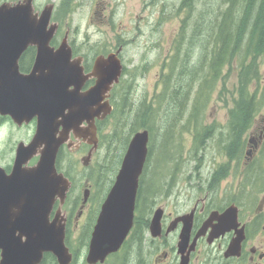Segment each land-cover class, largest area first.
Returning a JSON list of instances; mask_svg holds the SVG:
<instances>
[{"label": "rangeland", "instance_id": "rangeland-1", "mask_svg": "<svg viewBox=\"0 0 264 264\" xmlns=\"http://www.w3.org/2000/svg\"><path fill=\"white\" fill-rule=\"evenodd\" d=\"M2 1L17 0H0ZM182 2L183 0H33L36 11H41L47 3L54 4L51 21L56 22L58 28L51 45L57 46L60 43L66 29L70 44L87 54L110 51L118 43H123L124 75L120 84L113 89V107L115 104L118 106V114L127 119L128 126L142 101L152 102L154 110L148 118L152 117L148 125L152 129L153 139L150 140L151 153L145 165L144 187L150 200L146 206L145 200L142 202L144 214L163 204L167 209L190 206L191 201L185 198L189 185L195 186V182H201L210 171L211 175L223 164L227 166L230 180L237 176L238 171L243 170L242 166H237L235 158H229L221 148L228 131L237 64L225 66L219 82L215 86L210 84L206 91H201L197 99V76L202 77L207 69L206 64L202 65L201 71L197 68L206 58L204 51L207 48H203V44L207 42L202 35L200 38H190L191 26L179 42L182 21L186 19L188 9L181 7ZM189 3L194 11L193 20L200 10L212 15L214 9L218 11L225 7L223 0H189ZM187 20L192 22L190 16ZM172 65L175 71L170 74ZM258 65L261 78L259 83L251 84L250 90L257 88L260 95L264 88V55L259 57ZM180 66L186 68L183 70L185 73L188 69L193 71L194 79L183 75L178 77ZM187 84L191 86L187 87ZM176 88L180 91L179 96L169 99L167 96L173 95ZM186 92L187 97L181 95ZM107 120L99 132L102 135L101 144L88 166L85 167L80 162L83 156L81 152H68L66 148L61 152L60 167L73 180L75 191L82 194L81 184L84 179L92 183L90 205L87 203L85 206L79 224L91 221L99 201L112 184L109 178L99 181V186L93 184L97 162L103 163L105 160L108 163L107 157L112 148L107 146L108 137L103 138L114 127L113 120ZM203 125L211 126L212 132L208 137L199 136L196 141V131ZM261 131H264V103L256 112L252 127L245 133L247 143L242 160H246V157L251 160L246 164V169L259 167L264 170V156L260 158L262 141L254 150L253 143L248 142L253 133L257 136ZM33 133L32 124L21 128L10 123L0 126V166H11L17 143L27 142ZM249 148L252 152L246 154ZM228 161L229 165L226 164ZM219 175L218 180L224 174ZM226 186L223 179L218 185L217 180L212 184L213 197L217 203L222 202L223 196L219 193L227 191Z\"/></svg>", "mask_w": 264, "mask_h": 264}, {"label": "water", "instance_id": "water-1", "mask_svg": "<svg viewBox=\"0 0 264 264\" xmlns=\"http://www.w3.org/2000/svg\"><path fill=\"white\" fill-rule=\"evenodd\" d=\"M53 8L47 3L36 11L33 0L0 2V115L17 125L36 122L29 142L17 143L10 171L0 166V264H39L45 251L58 264L70 263L62 206L71 182L57 170V154L72 133L91 144L81 157L88 164L98 146L95 122L111 113L110 91L122 73L121 47L98 55L84 74L80 60L71 59L68 29L56 47L51 45L58 28L51 21ZM28 47L35 48V57L30 71L23 73L18 61ZM89 77L95 82L82 91ZM148 141L147 129L135 131L128 141L91 233L90 263L117 251L133 226ZM161 213L156 208L151 217L153 236L159 233Z\"/></svg>", "mask_w": 264, "mask_h": 264}, {"label": "flooded vegetation", "instance_id": "flooded-vegetation-1", "mask_svg": "<svg viewBox=\"0 0 264 264\" xmlns=\"http://www.w3.org/2000/svg\"><path fill=\"white\" fill-rule=\"evenodd\" d=\"M68 43L71 47V59L80 60L84 74L92 70L94 60L98 55H107L121 47L118 56L122 63V73L119 81L113 85L109 96V101L113 106V102H115L113 89L120 84L124 75L123 43H118L113 50L94 51L90 54L73 47L69 39ZM34 57L35 48L28 47L19 57L20 72L27 73L30 71ZM94 82L93 77L87 78L81 90H86ZM99 122L100 120L95 122L98 141L101 129ZM9 123L18 128L32 124L34 130L36 125L35 119L27 124L17 125L8 115H0V126ZM263 136L264 131L258 133L257 136L253 133L248 142H255L259 146ZM249 143L248 146H250ZM64 148L68 152L77 151L85 156L90 150L91 144L84 142L82 138H75L71 133L67 142L59 149L56 167L57 163L60 167L61 152ZM252 148L254 150L256 147L253 146ZM96 152L92 154L90 163L94 160ZM251 152L252 149L249 148L246 154H251ZM243 156L245 155L242 153L239 159L235 158L237 166L239 165V168L242 166L243 170L238 171L237 176L231 180L226 170L227 166L222 165L221 173L224 175L220 180H225L227 184L225 187L227 191L219 193L220 196H223L222 202L217 203L213 197L212 184L217 180L218 185L220 181L218 180L219 177H214L217 170L213 171L211 175L210 171L209 175L207 174L205 178H202L201 182H195L197 183L195 186L189 185V192L185 193L187 196L185 198L191 201L190 206L167 209L163 204V206L158 205L156 207L162 210L160 230L157 235L153 236L149 232L150 220L156 208L147 213L143 219L146 222L143 233L133 229L137 215L135 211L133 226L120 248L108 254L103 261L98 260L93 263L87 261L89 243L101 202L106 193L99 201V206L95 209L91 221L79 224L78 221L85 211V206L87 203L90 205L92 183L84 179L81 184V188H83L81 194V192L75 191L74 182L68 175L71 185L62 211L66 218L64 243L71 253L69 264H264V176L261 175L264 170L259 167L246 169V164L250 163L251 160L249 157L242 160ZM32 160L30 161L31 164L36 158ZM89 162L86 166L90 164ZM226 164L229 165L230 161ZM10 168L11 166L4 167L6 172H9ZM61 172L65 173L62 169ZM251 172L257 175H253L254 173L250 175ZM243 173L244 176H242ZM85 190H88V193L84 201ZM69 194L71 197L68 199ZM56 205H54V209ZM39 264H58V261L53 253L45 251Z\"/></svg>", "mask_w": 264, "mask_h": 264}, {"label": "trees", "instance_id": "trees-1", "mask_svg": "<svg viewBox=\"0 0 264 264\" xmlns=\"http://www.w3.org/2000/svg\"><path fill=\"white\" fill-rule=\"evenodd\" d=\"M223 2L225 4L223 9H218V11L214 9L212 15L204 13V10H200L197 13L196 19L193 20L194 11L191 9V6L189 7L191 3H189V0H183L181 7H188V9L186 19L184 18L182 21L183 25L180 29L179 42L184 38V34L188 31L187 28L189 26H191L190 38L196 36L200 38L202 35L207 42L203 44V48H207V51H204V56L207 59L204 58L199 68H197V70L201 71L200 69H203V64H206L205 68H207L202 77L200 75L197 76V79H199L196 90L197 99L201 91H206L210 84L211 86H215L219 82L223 76L225 66H231L233 63L237 64L236 81L234 82V91L232 92V104L228 115V131L224 136L221 148L229 158L239 159L247 143L245 133L252 127L255 114L261 104L264 103V88L260 95L257 93V88L252 91L250 90L251 84L253 82L259 83L261 78L258 59L264 55V0H223ZM189 16L192 22L187 20ZM177 56L178 54L176 53ZM183 70H186V68L180 66L178 77L183 75L190 76L191 80L194 79L193 71L188 69L185 73ZM174 71L175 67L172 65L170 67V74L174 73ZM186 86L190 87L191 85L187 84ZM179 94L180 91L176 88L173 95L167 97L173 99L178 97ZM186 94L187 92L181 95L187 97ZM152 104V102L142 101L134 113L133 120L129 126L126 123L127 119L118 114L119 109L116 104L110 115L99 122L100 128H102V125L108 121L107 119L111 118L113 120V129L108 134L103 135V138L104 136L108 137L106 140L107 146L112 148L107 157L108 163L105 160L103 163L97 162L98 167L94 175L95 180L93 184L99 186V181L103 182L107 178H109L111 183L113 182L114 175L118 170L131 135L140 129H147L149 132L147 161L151 153V148L149 147L150 140L152 141L153 139L152 129L148 125V121L152 117L148 118L152 116V111H154ZM211 132V126L203 125L196 131L195 140L197 141L199 136L200 138L208 137ZM101 138L102 135L99 136V144H101ZM261 146L260 153L262 156L260 158H263L264 139ZM260 158L258 160H261ZM145 165L139 179L135 204L137 215L135 216L136 222L133 227L134 231L137 230L140 233H143L145 230L146 222L143 219L147 216L143 212L144 206L142 202L145 200L146 206L147 201L150 200L146 195L144 187ZM57 168L61 171L58 163ZM222 169V166H220L214 173L215 178L220 176L219 174ZM64 174L68 177L67 172ZM110 175H113L112 178L108 177ZM253 175L257 174L254 173ZM261 175L264 176V173L262 172ZM69 197H71L70 194L68 195V199Z\"/></svg>", "mask_w": 264, "mask_h": 264}, {"label": "bare ground", "instance_id": "bare-ground-1", "mask_svg": "<svg viewBox=\"0 0 264 264\" xmlns=\"http://www.w3.org/2000/svg\"><path fill=\"white\" fill-rule=\"evenodd\" d=\"M127 235H128V234H127ZM126 238H127V236H126ZM126 238H125V239H126ZM124 241H125V240H124ZM124 241H123V242H124ZM121 245H122V244H121ZM119 248H120V247H119Z\"/></svg>", "mask_w": 264, "mask_h": 264}]
</instances>
